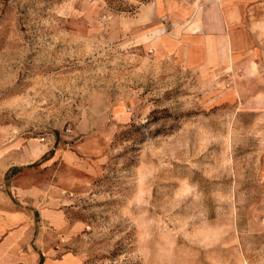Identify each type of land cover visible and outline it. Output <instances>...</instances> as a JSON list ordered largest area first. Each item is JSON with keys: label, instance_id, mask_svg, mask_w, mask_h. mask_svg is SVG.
<instances>
[{"label": "rangeland", "instance_id": "1", "mask_svg": "<svg viewBox=\"0 0 264 264\" xmlns=\"http://www.w3.org/2000/svg\"><path fill=\"white\" fill-rule=\"evenodd\" d=\"M150 1L0 0L6 186L54 261L264 264V104L162 52Z\"/></svg>", "mask_w": 264, "mask_h": 264}, {"label": "crops", "instance_id": "2", "mask_svg": "<svg viewBox=\"0 0 264 264\" xmlns=\"http://www.w3.org/2000/svg\"><path fill=\"white\" fill-rule=\"evenodd\" d=\"M141 15L164 12L155 43L185 66L235 74L238 97L264 104V0H151ZM236 77H238L236 79ZM4 140L0 139V146ZM0 150V264H78L71 253L55 261L33 241V183L6 186ZM23 203L25 205H23ZM42 260V261H41Z\"/></svg>", "mask_w": 264, "mask_h": 264}]
</instances>
